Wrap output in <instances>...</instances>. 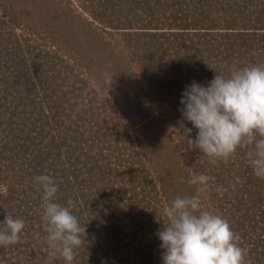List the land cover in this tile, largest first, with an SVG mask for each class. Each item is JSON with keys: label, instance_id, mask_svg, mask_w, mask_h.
I'll return each mask as SVG.
<instances>
[{"label": "rangeland", "instance_id": "1", "mask_svg": "<svg viewBox=\"0 0 264 264\" xmlns=\"http://www.w3.org/2000/svg\"><path fill=\"white\" fill-rule=\"evenodd\" d=\"M101 2L0 0V221L6 211L25 221L20 241L0 247V264H64L38 253L47 255L43 192L28 171L33 152L45 153L41 170L55 161L60 165L51 176L59 185L56 202L75 200L73 213L87 229L73 264H162L157 232L167 223L163 206L178 195L198 194L196 186L187 184L192 175L208 174L223 186L235 177L248 181V187L264 184L243 150L216 166L199 150L185 151L176 129L191 128L192 138L197 130L182 121L183 92H175L173 99L166 91L158 92L164 89L158 82L169 78L163 74L165 65L178 57L171 35L176 31L172 24L179 23L177 8L182 7L192 24L195 13L202 18L198 8L204 5L201 10L207 11L210 6L207 13L220 24L229 21L247 33L246 44L234 45L227 59L221 55L217 64L206 67L222 70L223 62L264 64V0H129L127 16L120 15L127 14L126 4L117 9ZM174 2L177 8L171 9ZM149 22L146 28L151 29L145 30ZM147 31L161 32L163 42L162 54L149 70L144 63L149 66L152 57L130 35ZM105 70L114 76L111 87L102 83ZM171 80L176 81L174 76ZM134 87L140 97L133 101L128 92ZM23 128L32 130L31 142L22 135ZM245 191L238 184L223 197L214 187L199 195L211 211L239 225L256 205ZM115 197L120 205L105 202ZM110 215L118 219L113 238ZM244 230L255 235L252 224ZM250 245L248 240L242 245L248 249L247 259L261 264L262 249ZM113 246L118 248L112 251Z\"/></svg>", "mask_w": 264, "mask_h": 264}, {"label": "clouds", "instance_id": "2", "mask_svg": "<svg viewBox=\"0 0 264 264\" xmlns=\"http://www.w3.org/2000/svg\"><path fill=\"white\" fill-rule=\"evenodd\" d=\"M215 73L207 85L193 81L182 93V121L189 122L197 134L192 138L191 128L187 132L183 127L177 128L179 145L185 151L199 150L213 166L227 163L238 150H243L254 175L264 179V64L239 66L234 61ZM101 77L102 83L111 87L113 74L105 70ZM34 180L43 192L41 219L47 255L73 264L87 231L73 213L77 202L71 198L66 204L56 202L59 185L50 175L41 174ZM184 182L181 178L180 183ZM243 183L235 177L228 186L216 185L213 176L192 175L187 184L196 186L198 194L178 195L163 206L167 223L162 222V229L157 232L163 250L162 264H251L240 235L227 219L211 211L199 195L214 187L223 197ZM24 228L23 219L6 211L5 219L0 221V247L18 243Z\"/></svg>", "mask_w": 264, "mask_h": 264}, {"label": "trees", "instance_id": "3", "mask_svg": "<svg viewBox=\"0 0 264 264\" xmlns=\"http://www.w3.org/2000/svg\"><path fill=\"white\" fill-rule=\"evenodd\" d=\"M102 1L101 3L106 4V6H108V4L111 2L112 3V7L114 6L115 8H119L122 7V5L127 6V14L124 15L123 13L120 15L123 16H127L128 12H131V6L128 7V2L129 0H100ZM126 1V2H125ZM153 1H157V2H162L164 0H153ZM212 1V0H209ZM150 3V2H149ZM149 3H147L149 5ZM177 8V4L176 2H174L171 6V9L173 8ZM191 7V4H190ZM203 6H200L198 8V10L200 11V13L202 14V18L199 17L197 15V13H195L192 17H191V22L192 24H189L190 19L188 18V14H185V11L182 9V7L178 10L175 11V13H177L178 15H176L175 19L177 22H179L178 24L176 23L175 25L172 24L173 27L172 28L174 30H176L175 32H173L174 34H171L172 36H174L175 42L174 43V48L176 47L178 49V57H177V61H173L169 64V62L165 65L167 67L166 70H163V74H168L169 78L164 79V81H159L158 84L163 85V88H160L158 90V92L161 91H166V93L164 95H167V98L169 99H173L174 96L173 94H175V92H184L185 88L187 85H190L193 81L200 83V84H204L207 85L208 81H211L214 76H215V70L217 72L221 71L220 69H209L206 68L207 66H212L213 64H217L218 63V59H220L223 55L224 58L227 57V53H231L232 54V48L234 47V45L239 44H246L247 43V33L245 32H241L239 29L240 28H236V25L231 24L229 21L223 22L222 24L219 23V20L216 18H213L212 16L209 15V13L211 10L210 6H207L206 10H201ZM145 10H148V7H144ZM188 10V9H187ZM107 12V11H106ZM182 12V13H181ZM197 12V11H195ZM226 20L228 16H224ZM97 20H99V17L97 16V18H95ZM117 19H120V16L117 17ZM100 21V20H99ZM135 23V22H132ZM137 23V22H136ZM140 23V22H139ZM115 24V22H114ZM152 24L151 22L144 24L143 28L145 30H150L151 28H146L147 25ZM133 25V24H132ZM120 29V28H118ZM122 29V28H121ZM238 29V30H237ZM156 30H161L160 28H156ZM179 30V32H178ZM224 30V31H222ZM132 34H130L131 36H133L135 40V42H137V46L143 42L144 44H142L140 46V49H143L146 53V56H150L152 57L151 63L149 64V66H147L144 63V66L146 67V69H154V65L156 64V55H160V53L162 54V50L159 47L163 45V42L161 41L162 39V35H160L159 33L161 32H131ZM143 33V34H141ZM170 35V36H171ZM124 36H126V40L128 39V36L124 34ZM144 40H147L146 42ZM161 42V43H160ZM132 44H129V46H131ZM134 46V45H133ZM132 48H135L132 47ZM227 49V51H226ZM135 51L137 50V47L134 49ZM149 53V54H148ZM201 53V54H199ZM227 59V58H226ZM232 59V55H230V61ZM221 63V62H220ZM225 64H232V63H224L223 62V66ZM41 64H39L40 66ZM219 67V66H218ZM175 77L176 81H172L171 77ZM165 85V86H164ZM177 88V89H176ZM134 89L133 92H128V98L131 100H135L138 99L137 97L140 95L138 93H136L137 89ZM132 93V94H131ZM172 101V100H171ZM24 127V126H23ZM42 131V130H40ZM25 134V137L27 138V143L28 141L31 142V140L33 139L32 137V130L29 128H23L22 130V135ZM197 134V131H196ZM196 136V135H195ZM23 147V145L21 146ZM29 147H32L29 145ZM45 154V153H44ZM44 154L39 151V152H33L30 159H31V163L32 165H30L31 167L28 169V171H30V174L33 175L35 177V175H41V174H48L50 176H52L53 174L56 176L57 172H59L60 170V165L55 161L53 163H51L49 165V167L47 169L41 170L40 169V165H42L44 159L46 157L43 158ZM35 170V171H32ZM247 175V174H246ZM244 177V175L242 176ZM34 179V178H33ZM256 179H258L256 177ZM257 183V182H256ZM243 188L246 190L245 192L247 193L246 195H249L250 197L253 198L254 202L256 203L255 207L253 208H249L248 212L246 214V216L243 215V217L239 214V218H237V220L244 219L245 222L242 224L237 225V221H232L229 224L231 225L232 229L238 233L241 237V246L243 245V242L248 240V244H252L250 245L251 248L253 247V249L256 248H261L262 252L264 253V184L258 185V186H250V184L247 182L242 184ZM253 187V188H252ZM250 188V189H249ZM61 191V190H60ZM110 197H112V194L109 195ZM244 197V194H243ZM238 198V197H237ZM240 198V197H239ZM119 198H114V201H111V199L109 200H105L106 203H108V205L110 206V204H113L114 206H118L121 204V200H118ZM117 200V201H115ZM111 201V202H110ZM242 201H244L242 199ZM124 216V215H123ZM249 218V220L247 218ZM110 219L112 220V224L111 225L113 227L112 231H111V237L113 238L114 234L116 235V231H115V224H118V219L115 215H110ZM80 222V221H79ZM257 223H261L260 226H262L261 228H258ZM254 225V231H255V235L252 232H248L244 229H246L247 227L250 228V226ZM253 229V227H252ZM251 229V230H252ZM259 229H261V232L259 231ZM122 230L119 229L117 230V233H121ZM88 236H91L90 234H87ZM89 238V237H88ZM115 239V238H114ZM117 239V238H116ZM87 245V244H86ZM90 244H88L87 247H90L91 250L92 247ZM105 248V247H104ZM107 251H108V247ZM118 247L113 246V250H116ZM249 248V247H248ZM139 249H141L140 247L138 248H134L133 250L138 251ZM256 250V249H254ZM116 252V251H115ZM38 253L40 254V257L42 258H47L48 255H42V252L40 250H38ZM90 257L94 256V252L90 251ZM108 255H111L108 254ZM44 256V257H43ZM85 258L89 256H86V254L84 255ZM139 256V255H137ZM143 256V255H140ZM137 258V257H136ZM260 263L264 264L263 259L260 257ZM58 264V263H57Z\"/></svg>", "mask_w": 264, "mask_h": 264}]
</instances>
